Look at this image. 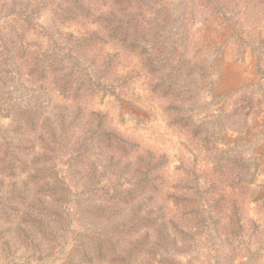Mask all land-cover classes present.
<instances>
[{
  "label": "rangeland",
  "instance_id": "374dc122",
  "mask_svg": "<svg viewBox=\"0 0 264 264\" xmlns=\"http://www.w3.org/2000/svg\"><path fill=\"white\" fill-rule=\"evenodd\" d=\"M0 264H264V0H0Z\"/></svg>",
  "mask_w": 264,
  "mask_h": 264
},
{
  "label": "bare ground",
  "instance_id": "6f19581e",
  "mask_svg": "<svg viewBox=\"0 0 264 264\" xmlns=\"http://www.w3.org/2000/svg\"><path fill=\"white\" fill-rule=\"evenodd\" d=\"M227 82V81H226ZM230 83V82H229ZM232 85V84H231Z\"/></svg>",
  "mask_w": 264,
  "mask_h": 264
}]
</instances>
